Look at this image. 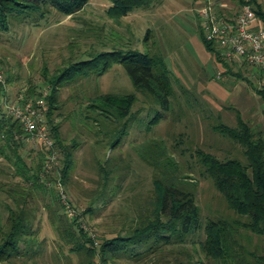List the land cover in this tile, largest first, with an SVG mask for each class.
<instances>
[{"label":"rangeland","instance_id":"1","mask_svg":"<svg viewBox=\"0 0 264 264\" xmlns=\"http://www.w3.org/2000/svg\"><path fill=\"white\" fill-rule=\"evenodd\" d=\"M219 2L226 4L223 10L236 12L235 0ZM259 2L264 9V0ZM201 4L202 0H163L150 8H137L117 21L108 15L110 0H90L74 15L52 11L41 21L25 22L7 32L0 30V73L6 90V95L0 97L3 113L23 89L50 87L48 78L100 52L157 54L170 73L174 89L171 109L164 112L152 98L138 92L121 63L114 64L104 75L61 87L53 118L61 124L59 132L65 147L79 143L65 184L59 179L62 156L59 165L46 172V155L44 159L39 144L27 139L17 145L9 144L4 130H0V242L10 230L9 207L17 210L15 199L21 195L27 198L26 210H32L34 216L30 236L35 242L30 249L22 244L19 256L5 264L81 263V258L64 246L58 232V227L66 222L62 208L65 204L58 196L61 190L80 215L81 227L94 239L96 247L103 238L126 233L139 216L138 209L145 210L154 196L152 169L137 151L151 141L165 139L174 155L191 167L189 173L199 181L197 201L203 221L230 214L211 181L200 175L195 152L201 148L220 158L244 160L239 145L213 127L219 121L235 127V111L239 110L256 131L264 134V97L260 92L264 90V70H244L243 64L237 63L233 73H226L203 39L198 18ZM133 93L137 101L128 119L127 134L117 147H112L123 123L103 120L99 113L90 110L89 99L100 94ZM158 113L162 120L149 128V121ZM110 156L114 158L112 167H120L121 171L117 170L106 182L101 167ZM47 173L57 182L47 183ZM36 174L58 194L52 195L44 186L35 188L28 178ZM118 174H122L119 179ZM30 236L25 239L30 240ZM200 238H205L204 231L196 240ZM258 248L264 254V237L253 236L252 249ZM35 251L38 253L33 257ZM61 253L69 255V259ZM96 261L100 264L99 257ZM118 264L130 263L122 259Z\"/></svg>","mask_w":264,"mask_h":264},{"label":"trees","instance_id":"2","mask_svg":"<svg viewBox=\"0 0 264 264\" xmlns=\"http://www.w3.org/2000/svg\"><path fill=\"white\" fill-rule=\"evenodd\" d=\"M110 1L112 6L108 15L119 21L137 8H150L163 0ZM235 1L237 6L244 3V0ZM89 2L90 0H0V30L7 32L13 26L25 22L41 21L52 11L67 16L74 15L83 10ZM251 4L257 18L264 23V9L259 0H252ZM229 16L234 17V13ZM202 35L208 50L223 65L226 73H233L237 64L223 59L220 50L205 38L203 31ZM117 63L124 65L138 92L152 98L164 112L171 109L174 91L172 79L157 54L136 51L100 52L88 60L72 63L58 75L48 78L50 95L47 114L57 149L62 156L59 179L63 184L67 182L73 169L74 152L79 143L75 141L71 147H65L59 132L61 124L56 123L53 118L58 108L56 104L60 88L90 76L104 75ZM242 66L244 70L248 67L247 64ZM36 90L30 88L29 96L34 95ZM260 92L264 97V90ZM2 95H6V90L0 82V97ZM89 100L92 102L89 105L90 110L99 113L103 120L109 123H123L121 129L117 130L119 138L111 144L112 147H117L121 137L127 134L128 119L137 101L136 94H100ZM3 107L0 101V130H4L9 144H19L20 140H24V131L16 120L2 112ZM235 113V127L219 121L213 129L239 145L244 160L230 156L220 158L201 148L195 152L200 175L211 181L230 214L224 213L226 216L203 221L197 201L199 181L189 173L191 167L174 155L166 140L160 139L141 145L137 149L141 159L152 169L154 196L148 201L145 210L141 207L138 209L139 216L135 223L126 233H119L112 239L103 238L100 246L96 247L94 239L81 227L80 215L70 218L62 204L66 222L62 227H58V232L64 246L68 247L71 254L81 258L80 264H98L97 257L100 264H118L122 259L130 264H206L205 261L207 264H264V254L261 253L263 250L252 249L253 236L264 237V134L256 131L239 110ZM162 118V114L158 113L149 121L148 127L157 125ZM43 155L45 159V152ZM113 159L110 156L105 166L101 167L106 182L117 170L119 173L121 171L120 167H112ZM121 175L116 177L119 179ZM46 177L47 183H56L58 180H53L49 173ZM28 180H33L35 188L44 186L52 195L58 194L55 188L49 189L46 182L40 181V174L29 177ZM58 196L60 198V195ZM15 200L17 210L9 207L10 230L3 234L0 242V264L17 258L22 244L26 243L27 249H30L31 243L35 244L30 236V221L34 216L32 210L28 212L24 205L27 198L21 195L20 199ZM20 203L24 206H20ZM203 231L205 238L196 240ZM29 236L30 240L25 239ZM173 252L175 256L171 258ZM37 253L38 251H35L32 256L35 257ZM61 254L69 259V255Z\"/></svg>","mask_w":264,"mask_h":264},{"label":"built area","instance_id":"3","mask_svg":"<svg viewBox=\"0 0 264 264\" xmlns=\"http://www.w3.org/2000/svg\"><path fill=\"white\" fill-rule=\"evenodd\" d=\"M251 1L244 0L230 18L231 14L223 10L227 8L226 4H220L219 0H202L198 18L205 38L217 46L223 59L264 70V23L257 18ZM0 82H5L1 73ZM49 95L50 87L46 85L32 96H29L28 89H23L15 102L6 106L7 114L21 125L24 140L39 144L44 150L46 172L56 168L60 159L47 114ZM60 198L67 215L76 218L78 213L62 190Z\"/></svg>","mask_w":264,"mask_h":264}]
</instances>
